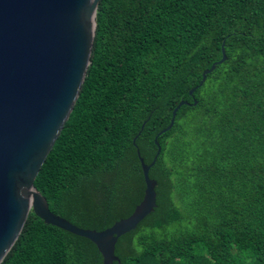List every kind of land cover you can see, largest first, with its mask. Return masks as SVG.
Segmentation results:
<instances>
[{
  "label": "trees",
  "instance_id": "1",
  "mask_svg": "<svg viewBox=\"0 0 264 264\" xmlns=\"http://www.w3.org/2000/svg\"><path fill=\"white\" fill-rule=\"evenodd\" d=\"M156 208L119 264H264V0H100L90 64L34 180L54 214L97 231L128 217L149 164ZM0 264H102L89 240L29 212ZM117 264V263H116Z\"/></svg>",
  "mask_w": 264,
  "mask_h": 264
},
{
  "label": "water",
  "instance_id": "2",
  "mask_svg": "<svg viewBox=\"0 0 264 264\" xmlns=\"http://www.w3.org/2000/svg\"><path fill=\"white\" fill-rule=\"evenodd\" d=\"M100 0H0V263L17 240L29 212L50 225L92 242L102 264H119L115 245L156 208V181L149 177L161 147L158 136L174 124L181 106H194L193 92L226 59L203 70L159 131L153 160L146 164L135 144L144 192L132 213L97 231L77 227L50 211L34 180L69 118L90 64Z\"/></svg>",
  "mask_w": 264,
  "mask_h": 264
}]
</instances>
